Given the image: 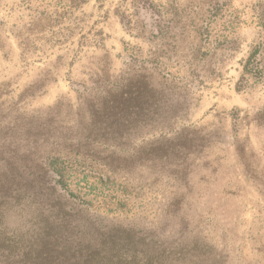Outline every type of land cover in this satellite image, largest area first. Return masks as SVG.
<instances>
[{"label": "rangeland", "instance_id": "obj_1", "mask_svg": "<svg viewBox=\"0 0 264 264\" xmlns=\"http://www.w3.org/2000/svg\"><path fill=\"white\" fill-rule=\"evenodd\" d=\"M257 50L258 77L238 89ZM121 184L86 209L48 156ZM158 264H264V0H0V177ZM10 222H20L11 215ZM83 235V234H82Z\"/></svg>", "mask_w": 264, "mask_h": 264}, {"label": "trees", "instance_id": "obj_2", "mask_svg": "<svg viewBox=\"0 0 264 264\" xmlns=\"http://www.w3.org/2000/svg\"><path fill=\"white\" fill-rule=\"evenodd\" d=\"M75 1V0H72ZM254 50L243 66L238 89L260 70ZM44 166L54 175V185L86 209L112 207L104 190L123 191L108 176L88 170L87 160L48 156ZM15 175L0 177V264H158L145 240L119 226L99 235H85L75 224V214L58 199L34 203ZM15 215L20 222H10ZM83 234V235H82Z\"/></svg>", "mask_w": 264, "mask_h": 264}]
</instances>
